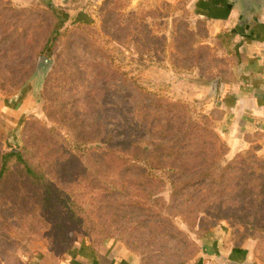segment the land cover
<instances>
[{
	"label": "rangeland",
	"instance_id": "obj_1",
	"mask_svg": "<svg viewBox=\"0 0 264 264\" xmlns=\"http://www.w3.org/2000/svg\"><path fill=\"white\" fill-rule=\"evenodd\" d=\"M206 8L0 0V154L33 157L76 213L53 217L35 199L0 227V264H60L68 244L108 240L134 264H208L211 236L239 251L213 264H264V132L232 148L220 96L243 42L264 41V10L249 36ZM42 55L54 64L38 82ZM124 138L130 152L114 153Z\"/></svg>",
	"mask_w": 264,
	"mask_h": 264
},
{
	"label": "crops",
	"instance_id": "obj_2",
	"mask_svg": "<svg viewBox=\"0 0 264 264\" xmlns=\"http://www.w3.org/2000/svg\"><path fill=\"white\" fill-rule=\"evenodd\" d=\"M202 1L206 2L207 8L206 12L200 14L201 16L211 17V20L224 23L226 26L236 18L241 26L245 25L237 32L238 34L254 36L258 32L257 28H254L256 27L254 18L259 14L241 23L239 10L231 7V0ZM250 38L247 37L243 42L244 46L239 50L240 55H243L245 59L241 61L242 68L232 71V74L236 76L234 83L227 82L220 91L221 99L226 104L231 120L226 136L232 148L245 145L247 133L258 130L264 132V41H249ZM222 242V238L216 236L206 239L205 254L206 256L209 254L208 259H210L205 260L204 263L213 264V259H222L223 262H227L239 252H236L235 248L223 245ZM60 264H134V262L119 243L108 240L96 248L91 243L73 246L61 258ZM235 264H243V261Z\"/></svg>",
	"mask_w": 264,
	"mask_h": 264
},
{
	"label": "trees",
	"instance_id": "obj_3",
	"mask_svg": "<svg viewBox=\"0 0 264 264\" xmlns=\"http://www.w3.org/2000/svg\"><path fill=\"white\" fill-rule=\"evenodd\" d=\"M121 142L123 144L117 143L114 153L130 152L129 140L124 138ZM200 174L195 178L196 185L204 184V174ZM61 190L46 176L44 169L36 164L33 157L17 150L0 154V227L5 228V222L11 224V218L16 214L17 217L26 219L30 211L25 213L21 210L28 209L35 199L39 201L43 210L49 209L53 217L61 214V210L74 216L76 213L73 207L65 206L62 202ZM260 197L264 201V189ZM53 222V226L58 225L57 222ZM71 245L68 244L65 249L69 251L73 247ZM91 245L96 248L102 244L94 241Z\"/></svg>",
	"mask_w": 264,
	"mask_h": 264
},
{
	"label": "water",
	"instance_id": "obj_4",
	"mask_svg": "<svg viewBox=\"0 0 264 264\" xmlns=\"http://www.w3.org/2000/svg\"><path fill=\"white\" fill-rule=\"evenodd\" d=\"M231 7H236L239 10L241 23L249 21L253 15H257L264 10V0H231ZM54 60L47 56H40L37 62V68L34 76L38 82H40L52 68ZM219 78L212 80L209 84L210 92L212 96H217L219 92Z\"/></svg>",
	"mask_w": 264,
	"mask_h": 264
}]
</instances>
